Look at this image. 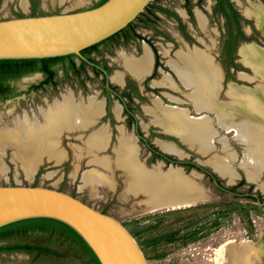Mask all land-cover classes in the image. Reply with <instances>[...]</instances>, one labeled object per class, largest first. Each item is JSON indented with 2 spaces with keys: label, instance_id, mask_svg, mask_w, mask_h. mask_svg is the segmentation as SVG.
<instances>
[{
  "label": "rangeland",
  "instance_id": "obj_1",
  "mask_svg": "<svg viewBox=\"0 0 264 264\" xmlns=\"http://www.w3.org/2000/svg\"><path fill=\"white\" fill-rule=\"evenodd\" d=\"M23 1H26L27 7L23 6ZM100 1L0 0V20L22 16L71 13L93 8ZM172 2L175 3L174 0H161V4L167 8L173 5ZM152 3L156 5L158 2L155 0ZM203 4L206 6L205 2ZM155 12L157 11L153 7L147 8L127 31L109 40L108 45L102 47L104 50L111 48L110 52L105 55V63L111 66L110 74L113 82H116V77L124 72L120 64L117 63L120 56L122 58V55L129 54L132 57L134 54L140 53V47L144 45V41L147 44L150 42V45L151 41L155 44L159 43V50L164 51L166 55H169L166 50L170 51L172 44H178L177 48L181 49L182 44L186 43L181 36L177 37L179 33L174 32V27L169 24L166 16L163 15L165 16L164 19L154 18L153 13ZM212 27L218 29L217 23H212ZM248 28L247 26L246 29ZM134 30L138 32L140 38L132 39L126 44L124 41L126 35L133 33ZM248 35L255 39V41H248L249 46H253L264 53V33L255 32L252 34L251 32L250 34L249 32ZM194 36L198 39L204 38V49H208L214 62L221 70L222 89L219 99L231 106V103L237 101V98L234 96L232 98L229 95L230 89H235L236 93L242 94L247 91L253 92L258 97L261 95V101H256L253 109H258L257 111L264 109V79L262 75H258L255 70L250 68V64H245L242 56L237 55L238 63L236 66L221 64L222 61H227V55L222 52L223 39L220 32H207L204 35L197 33ZM175 38H178V43L174 42ZM191 43L196 45L193 39ZM171 52L170 56H173ZM206 54L208 55V53ZM164 61L170 62V58L164 59ZM169 62L168 65L170 66ZM67 65V63L62 62L53 63L55 70H57V76L50 82H47L45 75L41 73L31 74L13 81L16 95L5 101L0 99V137L3 133L5 134L19 126L43 127L46 114L52 112L55 107L63 105L65 97L68 98V102L82 107L88 106L92 101L100 102L97 101L99 98L103 99L104 83L100 77L94 76L92 69L87 68L80 73L77 71L76 74L71 71L67 73L64 69ZM166 71L168 70L166 69ZM161 79L159 75L155 78L157 81ZM129 82L133 84L132 81ZM142 85L140 88L143 89ZM259 89L261 93L258 91ZM167 92L175 95L183 103L170 105L178 106V108H189V113L192 116L208 115L213 120L214 130L218 133L215 134L216 137L214 136L215 145L206 154H202L194 149L189 151L179 140L172 137L154 135L168 142L177 143L184 151H182L183 156L186 152L184 157L181 156L183 157L182 160L190 161L192 159L206 171L216 176L225 190L219 189L210 177L196 168H192L189 173L180 170L185 181L200 187L198 188L199 195L197 193L196 196H203V199L194 201L189 206L175 207L176 205H173L174 208H172L173 206L165 207L164 209H157V211H152V207L149 205L150 210L149 206L144 204L148 200L147 196L129 193L128 183L131 177L122 168L116 165L120 169H112L115 163L111 168H105L94 162L93 159H96L97 156L91 154L95 157H90L87 143L86 151L88 153L85 152L86 137L84 136H88L87 130L91 126L99 124V121L108 124V120L102 121L97 119L99 117L96 118L94 124L90 123L87 128L66 130L61 136L59 135L60 140L57 142L59 146L54 147L58 155L62 156L61 160L50 158L47 155L45 160L39 164L36 172L31 174H27L20 159L25 153L23 147L17 149L10 144L1 146L0 185L50 187L83 199L89 205L115 217L126 226L141 245L149 264H264V206L260 205L256 199L251 198V195H257L260 202L263 203L264 189L249 181L244 171L237 166L243 160L246 147L240 141L237 133L234 131L227 132V129L219 126L213 112L206 111L201 115L198 112L195 114V109H192L193 107L188 104V97H183L184 95L178 91L176 94ZM182 92L189 93L183 88ZM169 97L170 99L173 98ZM143 105H151L149 98L144 99ZM245 105H249L247 99ZM120 111L122 113L123 109ZM133 111L140 119L146 133L151 129L162 132L163 129L154 124L155 118L153 114L148 112V109H133ZM118 119L114 123L118 132L114 131L112 145L107 149L105 148L106 150L103 152V155L108 156L111 162H116L118 159L116 153L119 138L123 135L119 129L126 128L127 123L126 114H121V118ZM99 128L97 125L93 129ZM133 133V129L125 130L126 137H133ZM153 140L162 149L158 139H151V141ZM228 147L237 155L235 161L237 163L233 167L238 171L239 177L234 182H230L223 176L219 177L217 172L206 163L215 155L223 158L224 149ZM142 148L143 157L147 158L148 151L144 146ZM174 155L179 157L178 154ZM143 161L146 162V159ZM148 166L152 169L161 170L164 175H171L177 170L173 166L165 167L158 158L151 160ZM93 170L101 171V174L109 180L88 188L86 193L81 192L80 187L84 184L85 174ZM261 179L264 181V171ZM13 245L45 248L54 254L47 255L27 251L2 252L0 253V264H89V260L82 257L71 241L62 239L48 231H29L17 238L0 241V247Z\"/></svg>",
  "mask_w": 264,
  "mask_h": 264
},
{
  "label": "bare ground",
  "instance_id": "obj_2",
  "mask_svg": "<svg viewBox=\"0 0 264 264\" xmlns=\"http://www.w3.org/2000/svg\"><path fill=\"white\" fill-rule=\"evenodd\" d=\"M23 5L25 6V3ZM256 11L255 16L259 20L258 23L262 22L264 14L259 9ZM258 50L253 46H244L240 52L243 61L256 66V60L260 58L264 64V53ZM177 55L182 65L175 61H170L169 64L183 85L192 89L188 99L195 111L200 115L201 112H213L221 128L227 129V132L234 131L237 133L240 141L246 147L243 160L237 166L244 171L249 181L264 189V181L261 179L264 171V109L258 112L253 109L256 101H261V95L258 97L256 93L248 91L245 94L236 93L235 89H230L229 95L237 98V101L231 103L230 106L229 103L219 99L222 89V74L209 55L205 52L203 55L194 51L179 52ZM122 60L125 68L139 80L143 79L152 67V54L149 49H146L140 58L122 55ZM122 76V73L119 74L115 80L121 83ZM160 84L177 89L169 75H165ZM246 99L248 106L245 105ZM171 100L176 101L177 99L173 97ZM102 106L101 102L92 101L88 106L82 107L68 102V98L65 97L63 105L55 107L50 113H48L49 111L46 112L48 114H46L43 127L24 125L3 133L0 137V147L7 144L15 146L17 149L23 147L25 153L20 159L27 174H31L37 169L45 154L49 155L50 158L61 160L62 156L58 155L54 147L58 145L57 142L60 140L58 136H61L66 130L87 128L90 123L94 124L96 118L100 117L103 112ZM120 110L121 108L115 110L118 118L120 117ZM148 112L153 114L155 125L161 127L167 134L179 137L189 148L206 154L214 147V136L217 131L214 130L215 125L213 127V120L208 115L192 116L188 109L164 108L156 101L155 106L148 109ZM109 139L110 134L106 127L92 133L86 140L89 153L96 155V152L107 148ZM158 143L164 151L183 156L182 150L180 151L175 143L160 140ZM224 150L223 158L215 155L206 163L215 172L230 182H234L239 177L238 171L233 167L237 163L235 162L237 155L229 147ZM117 158L116 162L98 158L93 160L105 168H111L113 163L122 168L131 177L128 183L129 191L134 194L145 193L148 196L147 202L152 207V211L173 205H176L175 207L189 206L194 201L203 199V196H196L200 192L198 189L200 187L185 181L180 170L172 172L171 175H164L159 169L149 170L141 166L137 159V146L134 136L126 137L123 135L119 138ZM85 178L94 183L100 180L96 173H88Z\"/></svg>",
  "mask_w": 264,
  "mask_h": 264
},
{
  "label": "water",
  "instance_id": "obj_3",
  "mask_svg": "<svg viewBox=\"0 0 264 264\" xmlns=\"http://www.w3.org/2000/svg\"><path fill=\"white\" fill-rule=\"evenodd\" d=\"M153 1L107 0L98 7L71 13L0 20V60L74 55L100 69L107 76V88L111 89L108 72L90 62L83 51L125 30ZM250 68L264 79L262 59L258 58L256 66ZM164 134L177 138L193 151L179 137ZM174 163L177 165L172 164L174 169L183 171L181 165L185 161L179 159ZM197 168L208 172L200 165ZM214 183L221 187L217 180ZM251 196L264 206L257 195ZM31 219H51L67 225L88 245L100 264H149L141 245L126 226L75 195L44 186L0 185V228Z\"/></svg>",
  "mask_w": 264,
  "mask_h": 264
},
{
  "label": "flooded vegetation",
  "instance_id": "obj_4",
  "mask_svg": "<svg viewBox=\"0 0 264 264\" xmlns=\"http://www.w3.org/2000/svg\"><path fill=\"white\" fill-rule=\"evenodd\" d=\"M155 1V0H154ZM158 3L156 5H153L155 7H158L157 9L154 8L155 13L154 18H161L168 19V22L170 24V21L173 23L171 24L174 27V32L177 35V37L183 38L186 43H183L182 48H177L178 44H172V50L170 49L169 55L166 56L164 54V51L159 50V43L155 44L153 41H151L149 44H147L145 41L143 42L144 45H141L140 50L141 52L134 54L132 57L134 58H140L144 55L145 49L144 46L147 45V47L152 51L153 53V60H152V67L149 71L148 75L145 76L143 79L139 80L134 75H132L124 66L122 62V58L120 56L119 63L121 68L124 70L123 79L121 83L113 82L111 79L110 74V65L105 63L106 59V53L110 52L111 48H105V50L102 48L103 46H107L108 42H102L100 45L87 52V54H83L90 62L102 67L108 72V78L110 79V87L111 89L107 88V76L98 68L84 62L83 60L76 58L75 63L76 66L73 70H71L72 73H75L78 71L86 70L87 68L92 69L94 72V76H98L101 78V80L104 83V89L102 91L103 99H98L97 101H100L102 103V109L103 113L98 118L99 120H108V124H103V122L99 121V124H97L100 128L103 126H107L110 134L109 139V147L112 145V141L115 135L114 131L118 132V128L114 124L115 121H118V116L115 113L113 109H123L122 113L120 111V117L121 114H126V128L123 127L124 133L125 130L130 131L133 129L134 138L136 141L137 146V159L141 166H145L147 169L150 168L149 162L151 160H156V158L160 159L163 162V165L165 167L177 166L176 161L183 158L185 156L177 157V155H174L172 153H168L158 147L154 141H151V139H158L160 141L168 142L164 139L157 138V136L160 137H166L169 135L164 134L165 132L162 130V132L155 130H150L146 133V130L143 128L142 123L140 122V119L135 115L133 109H150L155 106V101L160 103L162 107H172L177 108L178 106L170 105L172 103H176L178 105L183 104L182 101H180L178 98L175 97V95L168 93L167 91H170L172 93H175L178 91L182 93L183 97H188L189 94L192 92V89L186 88L183 83L179 80L176 73L171 69V67L167 64V62L164 61V59L170 58V60L178 61L179 64H182L178 60L177 53L181 52H187V51H194L199 52L204 55L205 53H208V55L211 56L213 62L214 59L212 55L208 52V49H204V38L198 39L194 35L197 33H201L204 35V33L207 32H213L221 33V37L223 39V51L227 55L226 60L222 61L221 64H231L236 66L238 63V56L241 57V49L246 46L250 45L248 42L249 40L255 41V39H252L253 37L251 35H248L249 32L251 34H254L255 32H261L264 33V19L262 22L258 23V19L255 16V11L257 9L261 10V12L264 14V0H174L175 3L171 5L170 7H166L165 5L161 4V0H156ZM206 3V6L203 3ZM164 9L162 11L161 9ZM165 15V16H163ZM203 17V18H202ZM166 19V20H167ZM205 21V23H204ZM212 23H217V28L215 29L212 27ZM223 24V25H222ZM249 27L246 29V27ZM129 27V26H128ZM135 33V34H134ZM140 38L138 32L135 30L133 33H130L129 35H126L125 37V43L128 44L132 39ZM192 39L195 41L196 45L191 43ZM178 43V38H175V41ZM142 43V44H143ZM242 45V46H241ZM186 50V51H185ZM137 52V50H134ZM142 53V54H141ZM238 55V56H237ZM127 57H131L129 54L123 55ZM155 58V59H154ZM85 63L83 66L82 63ZM215 63V62H214ZM216 64V63H215ZM166 69L168 71H166ZM45 75L44 73H41ZM78 74V73H77ZM164 74L170 75L171 79L174 81L175 86L177 89H172L170 87H167L165 85H161L160 82L162 81ZM161 76V80H155L156 77ZM46 81L50 82L55 79L56 76H54L51 80L47 78V75H45ZM129 81H132L130 83ZM143 84V85H142ZM142 85L143 89L140 88ZM15 87V86H14ZM182 88L185 89V91H189V93L182 92ZM16 91V90H15ZM101 95V94H100ZM169 96L174 97L177 99V101H172ZM149 98L151 105L144 106L143 101L144 99ZM188 104L193 107V105L188 100ZM181 109H189V108H183L179 107ZM192 109H195L194 107ZM95 125V126H97ZM95 126H91L87 132L88 136H90L92 133L97 131L98 129L94 130L93 128ZM99 128V129H100ZM158 128H160L158 126ZM161 129V128H160ZM156 134L157 136H155ZM125 135V134H124ZM84 136V137H88ZM172 137L176 140L177 138L173 136ZM116 138V137H115ZM157 140V141H158ZM180 142V141H179ZM174 143V142H172ZM141 144V145H140ZM177 144V143H175ZM148 151L147 158L143 157L142 151L143 148ZM179 147V145H176ZM180 150H182L179 147ZM188 149V148H187ZM191 151L190 149H188ZM183 151V150H182ZM184 152V151H183ZM146 159V162L143 160ZM182 160V159H181ZM184 161V160H183ZM197 163L192 161H185L184 164L181 165L183 171L186 173H189L192 168H197ZM153 167V166H152ZM203 174L207 175V177H210L213 181L217 180L218 183L221 185V182L217 179L216 176H214L212 173L204 172V170L198 169ZM222 187V185H221ZM221 187H218L221 189ZM221 190H225L224 187H222ZM252 199H256L251 196ZM257 201V199H256Z\"/></svg>",
  "mask_w": 264,
  "mask_h": 264
},
{
  "label": "trees",
  "instance_id": "obj_5",
  "mask_svg": "<svg viewBox=\"0 0 264 264\" xmlns=\"http://www.w3.org/2000/svg\"><path fill=\"white\" fill-rule=\"evenodd\" d=\"M107 0H101L95 7H98L105 3ZM93 7V8H95ZM158 8L153 6L151 3L148 8ZM162 11L164 9L159 8ZM35 16V15H33ZM133 24V23H132ZM127 27L125 30L121 31L117 35L112 38L104 41L108 42L109 40L115 38L121 33L127 31L131 26ZM103 42V43H104ZM102 44V43H101ZM95 45L85 51L83 54H87L92 49H95L99 46ZM77 57L74 55L60 58H52V59H31V60H0V99L5 101L12 96L16 95L15 87L12 84L13 81L19 80L23 77L29 76L35 73H44L47 75V78L51 80L54 76H57V70H55L53 63H67L65 71L68 73L73 70L76 66L75 59ZM83 66L85 63H82ZM218 179V178H217ZM219 180V179H218ZM29 231H48L53 233L54 235H58L60 238L71 241L73 245L78 249L83 258H87L89 260V264H100L94 253L88 247V245L82 240V238L73 231L67 225L51 220V219H31L20 221L17 223H13L7 225L5 227L0 228V241L1 240H10L13 238H17L21 236L23 233ZM14 251H27V252H37L38 254H47L53 255L54 253L45 248L39 247H31L28 245H13V246H3L0 247V253L6 252H14Z\"/></svg>",
  "mask_w": 264,
  "mask_h": 264
},
{
  "label": "crops",
  "instance_id": "obj_6",
  "mask_svg": "<svg viewBox=\"0 0 264 264\" xmlns=\"http://www.w3.org/2000/svg\"><path fill=\"white\" fill-rule=\"evenodd\" d=\"M53 2H55V1H57V0H52ZM63 1V0H62ZM23 3H25V6L24 7H27V3H26V1L24 2H22V4ZM170 24H173L171 21H170ZM144 49L146 50V49H149L148 47H147V45H145L144 46ZM149 51L151 52V54H152V60H153V53H152V51L149 49ZM166 51H168V52H170L169 50H166ZM164 54L166 55V53L164 52ZM178 54V53H177ZM166 56H168V55H166ZM178 56V55H177ZM178 60H180L179 59V57H178ZM170 61H174V60H170ZM122 62H123V60H122ZM169 62V61H168ZM168 62H167V64H168ZM175 62H177L178 63V61H175ZM180 63H182L181 61H179ZM179 64V63H178ZM182 65V64H181ZM121 74V73H120ZM123 74V73H122ZM148 75V74H147ZM146 75V76H147ZM165 75V74H164ZM177 75V74H176ZM170 76V75H169ZM179 78V77H178ZM180 80V79H179ZM173 81V80H172ZM117 82V81H116ZM174 82V81H173ZM170 98V97H169ZM194 107V106H193ZM103 127H106L107 129H108V127L107 126H103ZM161 128V127H160ZM119 131L124 135L125 133H124V130H123V127L121 128V129H119ZM165 132V131H164ZM166 133V132H165ZM121 134V135H122ZM122 135V136H123ZM121 136V137H122ZM125 136V135H124ZM89 137V136H88ZM88 137L86 138V140L88 139ZM85 152H87L86 151V142H85ZM109 147V145L107 146V148ZM106 148V149H107ZM106 149H104V150H106ZM104 150H102V151H98V152H96V158H98V159H109V157L108 156H106V155H103V152H105ZM88 153V152H87ZM117 154V153H116ZM89 155H90V157H95V156H92L90 153H89ZM47 157V155L45 154L43 157H42V160H41V163L43 162V160H45V158ZM55 160V159H54ZM40 163V164H41ZM39 166V165H38ZM38 168V167H37ZM113 168H116V169H120V168H117L116 167V165H114L113 166ZM112 168V169H113ZM37 170V169H36ZM36 170L34 171V172H36ZM124 171V170H123ZM33 172V173H34ZM88 173H96V175H98V177L100 178V180L99 181H97V182H92V181H87L86 179H85V177H86V175L88 174ZM102 172L101 171H99V170H93V171H90V172H87L86 174H85V176H84V179H83V182H84V184L80 187V191L81 192H85L86 193V190L88 189V188H92V187H94L95 185H97V184H99V183H104V182H107L109 179L108 178H106V177H104L103 176V174H101ZM130 194H132V195H136V194H134V193H131V192H129ZM139 194H142V195H144V196H147L145 193H139ZM148 197V196H147ZM83 200V199H82ZM84 201V200H83ZM144 204H146V205H148L149 206V204H148V202L147 201H145V203ZM149 209H150V206H149ZM150 211V210H149Z\"/></svg>",
  "mask_w": 264,
  "mask_h": 264
}]
</instances>
